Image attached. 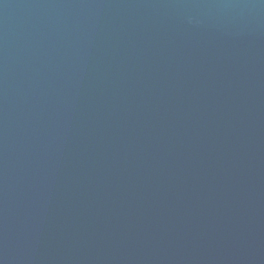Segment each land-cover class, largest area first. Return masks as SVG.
<instances>
[{
	"label": "water",
	"instance_id": "water-1",
	"mask_svg": "<svg viewBox=\"0 0 264 264\" xmlns=\"http://www.w3.org/2000/svg\"><path fill=\"white\" fill-rule=\"evenodd\" d=\"M0 264H264V0H0Z\"/></svg>",
	"mask_w": 264,
	"mask_h": 264
}]
</instances>
